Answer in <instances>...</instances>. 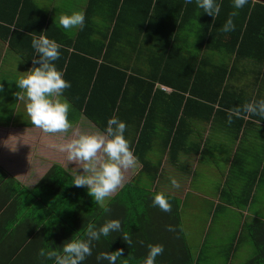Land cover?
I'll list each match as a JSON object with an SVG mask.
<instances>
[{
	"label": "crops",
	"instance_id": "0c3cea01",
	"mask_svg": "<svg viewBox=\"0 0 264 264\" xmlns=\"http://www.w3.org/2000/svg\"><path fill=\"white\" fill-rule=\"evenodd\" d=\"M16 1L0 0V26L3 25L0 27V87L3 89L0 91V168L6 173L3 182L14 178L12 182L15 184L32 189L54 164H59L72 176L76 171L82 174V167L76 162L68 161L66 153L51 145L67 143L76 138L77 134L104 131L98 123L107 124L106 120L112 116H117L126 123V135L138 136L145 124L144 117L141 118L145 101L155 96L145 112L155 117V150L149 158L155 168H160L154 185L141 174L142 164L137 159L134 168L124 171L122 185L100 204L104 205L121 196L123 187L131 182L138 183L145 179L143 184L152 183L150 186L155 189V193L166 192L170 198L180 199L181 215L184 212L187 216H194L207 209L209 216L214 211H220L222 215L235 214L240 220L239 233L248 217L264 220V118L243 111L238 116L235 114L237 109L242 110L248 96L259 94L264 97V64L256 66L255 62L248 59L236 61L235 55L231 57L222 50L214 52L201 47L205 36L197 24H192L195 23L194 20L183 29L178 28V37L174 34L170 45L175 44L183 54H178L173 59L172 67L168 71L169 78L173 82L178 77L182 80L186 78L184 65L181 66V63L192 57L189 56L191 53L201 58L207 55L209 59L203 67L209 70L206 79H209L210 84L204 85L201 90L206 96L213 98L208 102L214 107L211 118H208L206 111L197 108L198 104L190 103L185 107L189 115L182 117L183 109L178 112L176 106L182 102L183 97L185 99L181 108L187 104L186 98L191 96L190 87L184 90L178 87L179 83L171 86L159 80L163 67L158 70V58L166 47L156 43V33L149 37L144 33L140 34L136 42L138 33L129 27L118 34L120 39H124L123 43L107 47L112 28L111 17L105 10H96L98 13H94L86 33H82L80 28L66 31L55 21L61 13L82 11L85 14L90 0H70L75 8L62 5L61 0H34L49 20L61 30L55 26H51L49 30L46 24L42 27L43 14L37 10L28 12L25 6L21 7L25 8L21 14L16 15ZM98 1L96 0L95 5L102 2L107 4V0ZM138 4L139 0H130L129 9L137 10ZM129 22H134L135 25L132 26L135 28L139 27L138 14L129 15L126 23ZM4 26L11 31L9 34L5 30L6 38L2 37L5 34ZM41 31H45L44 35L55 40L67 51L78 52L76 56L65 57L64 51L60 49V58L55 62L64 77L66 64L61 67L62 61L70 60L74 63L69 78L71 92L73 89L81 95V89L86 84V74L90 72L88 69L93 66L92 60L98 62L97 85L93 97L87 101L88 110L93 117L63 96L71 105L68 118L72 127L65 133L47 134L33 126L26 112V102L19 100L16 95L19 89L15 81L24 72L38 66L32 62L36 53L31 41L33 36L41 35ZM129 35L135 39L133 44L126 42ZM196 39L198 42L195 43ZM103 42L105 47L101 50ZM170 50L171 47L167 49ZM32 51L33 57L30 60ZM184 62L187 67V62ZM225 67L229 76L223 80ZM153 73L158 75L155 80ZM125 75L122 89H126L128 96L115 104L108 93L120 86ZM150 82L154 83V88L147 94ZM226 84L231 88V93L224 102L233 106L227 111L235 114L232 115L230 124V113L218 111L219 100ZM139 119L141 123H138ZM171 133L178 139V147H173L176 153L174 161L170 158V147L167 152L164 150L165 139ZM171 178L180 183L179 189L171 186ZM1 188L0 181V264H54L53 260L42 257L40 253L42 250L47 252L60 248L57 246L58 240L51 243L47 233H39L38 229L30 238L38 235L40 239L24 241L26 228L24 225H17L16 208H1ZM85 189L88 191L86 186ZM24 247H28V250ZM203 247L202 242L201 249ZM23 250L25 255L17 256Z\"/></svg>",
	"mask_w": 264,
	"mask_h": 264
},
{
	"label": "trees",
	"instance_id": "16d2710c",
	"mask_svg": "<svg viewBox=\"0 0 264 264\" xmlns=\"http://www.w3.org/2000/svg\"><path fill=\"white\" fill-rule=\"evenodd\" d=\"M101 2V0H99ZM98 1V3H99ZM15 6L16 15H20L22 6L27 7L25 10L28 12L39 11L43 14V24L49 28L57 27L48 16L44 14L34 0H17ZM96 0H90L89 7L85 11V25L81 30L82 33H86L88 30V23L94 16V13H98L101 8L102 11H106V14L111 17V36L108 39L107 47L114 45L115 43H123L124 39H120L118 34L123 33L127 28L132 27L134 32H137V39L140 34L147 37L153 33L157 34L155 37L156 43L162 44L165 48L164 52L158 58L159 68L163 67L162 76L159 78L161 82L173 86L175 83H179L178 87L188 90L190 87V97L186 98L184 107L181 108L184 102L176 106V110L181 112L183 109L182 117L189 115L187 113V107L190 103L198 104L197 107L200 110L208 113V118H211L214 107L208 102L213 100L201 90L204 85H209V79H206L209 70L204 69L205 63L208 62L209 57L204 55L202 58L191 53L192 56L187 60H183L181 66L184 68V75L186 78L182 80L180 77L176 82H173L169 76V69L172 67V62L178 54H183L176 45H170V40L175 34L178 37V28L183 29L186 24H191L194 20L197 24L200 32L205 36L201 47H205L209 51L222 50L229 54V56L235 55L236 61L241 59H248L250 62H255L256 66L264 64V0H248L247 4L242 9H234L232 0H217L220 4L221 10L219 15L214 18L207 13H203L202 9L196 6L195 0L191 4H185L184 0H139L138 9L133 11L129 9L130 0H107V4H97ZM95 5V6H94ZM236 11L238 15L232 17L235 28L233 31L224 32L223 25L229 18L230 14ZM155 13L152 15L151 13ZM138 14V25L135 28L134 22L126 23L129 15ZM167 17V18H163ZM131 23V24H130ZM3 26V25H1ZM0 26V27H1ZM155 27V28H154ZM61 30L59 27H57ZM152 28V29H151ZM10 34L11 31L7 27H3ZM151 29V31H150ZM156 29V30H154ZM45 33V31H41ZM146 33V34H145ZM0 34H2L0 32ZM221 34V36H218ZM6 38V32L2 35ZM219 38V39H218ZM59 41L60 38H57ZM146 41V39H145ZM169 41V42H168ZM126 42L133 44L135 39L132 35L126 39ZM165 43V44H164ZM105 47L103 42L101 50ZM171 47L172 50L167 51ZM175 50H174V49ZM64 51L65 57L76 56L78 52H69L64 48H60ZM250 49H254L252 52ZM79 56V55H78ZM33 57V51L30 53V60ZM211 57V56H210ZM87 60L86 58H84ZM28 60V59H27ZM66 61V60H65ZM61 63V67L66 64L65 79L69 81L71 71L74 63L70 60ZM83 61V60H82ZM93 61L86 74V86L83 85L81 89V95L71 88L64 91L63 96L71 101L75 106L84 110V112L93 117L88 110L87 101L93 97L95 87L97 85V66L98 62ZM187 62V67L185 62ZM203 61V64H202ZM84 62V61H83ZM158 75L153 73V79ZM229 76V71L225 67L223 80ZM83 77V76H82ZM126 75L117 88L108 93L113 103H117L119 100L126 99L128 94L126 89L123 91ZM170 79V80H169ZM144 83H147L146 81ZM209 83V84H208ZM185 84V85H183ZM149 94L153 88L154 83L150 82ZM162 92V91H161ZM218 92V97H219ZM231 93V88L225 85L222 96L220 97V108L218 111H226L231 115L234 113L227 111L228 108H233L229 104H226L224 100L227 95ZM75 94V95H74ZM123 96V97H122ZM151 97V95L149 96ZM264 99L262 95H250L246 102H257ZM155 100L153 98L147 99L144 104V117L145 124L143 130L138 136L126 135V139L130 143L131 150L135 157L142 164L141 174L145 175V179L151 181L154 185L160 166H156L149 158L152 151L155 150V117L150 114H146L149 102ZM215 100V99H214ZM185 108V109H184ZM226 108V109H225ZM177 119V118H176ZM182 119V118H181ZM180 119V120H181ZM242 119V118H241ZM96 122V119H93ZM185 120V118L183 119ZM243 120V119H242ZM107 121V120H106ZM107 123V122H106ZM141 123V119L138 120ZM102 129H106L107 124L102 122L98 123ZM164 150L167 152L170 147L172 161L176 159V153H174L173 147H178V139L175 136L166 137ZM0 181H1V208L6 210L16 208V222L17 225H24L25 237L24 241L28 239H40L38 235L30 238L31 234H34L39 229V233H47L51 243L58 240V247H62L63 244L72 238H83L86 232L87 226L95 224L100 226L108 220L119 219L122 223V233L116 232L110 234L109 237H101L99 241H94L92 246V255L87 257L84 264H97L96 256L101 252H114L119 249H123V256L119 259L118 264H143V258L147 256L149 244L163 245L164 252L156 258V264H197L194 261L191 248L188 241L185 238L182 229L181 219V201L178 198H170L169 195L164 192L169 199L171 205V211L164 212L159 207L152 206V197L155 194V189L150 186L151 184L143 182L145 179H141L138 183L131 182L123 187L121 190L122 198L112 199L107 206L97 204L93 197L88 194L85 187H76L72 185L73 176L59 164H54L47 174L40 180V182L32 189L24 188L18 183H14V178H10L9 181L3 182L6 179V173L0 168ZM12 182V183H11ZM9 183V184H8ZM11 183V184H10ZM24 190L26 192H24ZM28 192V193H27ZM158 193V192H156ZM121 197V198H120ZM6 213V211H5ZM169 226L174 230L169 231ZM28 230V231H27ZM18 232V231H17ZM23 234V233H22ZM122 234H126L131 238V246L125 242ZM246 239H250L255 251L252 256L242 264H264V220L254 219L250 222H245L243 227L237 236L236 243L243 242ZM34 241V240H33ZM233 247H236L233 244ZM60 248H56L57 251ZM28 250V247H24ZM202 250L199 253L197 261L201 258ZM25 255L19 253L17 256L22 257ZM107 264V262H103Z\"/></svg>",
	"mask_w": 264,
	"mask_h": 264
},
{
	"label": "clouds",
	"instance_id": "9594fccd",
	"mask_svg": "<svg viewBox=\"0 0 264 264\" xmlns=\"http://www.w3.org/2000/svg\"><path fill=\"white\" fill-rule=\"evenodd\" d=\"M193 0H184L191 4ZM196 6L216 18L221 10L217 0H195ZM248 0H232L234 9H242ZM238 15L233 11L223 25L224 32L233 31L235 25L232 17ZM55 21L64 30L75 28L83 29L85 15L82 11H73L70 14L61 13ZM31 46L36 55L33 57V65H38L24 72L15 81L19 91L16 93L19 100L26 102V112L31 124L47 134L65 133L72 124L69 120L71 105L63 98V93L71 87V82L64 78V73L56 66L60 58L61 45L46 35L33 36ZM0 87V91H2ZM243 111L264 118V99L250 102L237 109L236 115ZM229 124L232 115H229ZM127 125L117 116L107 120L104 131L95 133L77 134L76 138L67 143L53 144L51 147L67 154L70 162H76L84 169L82 174L77 171L73 174L72 185L87 187L88 194L99 204L114 193L123 183L124 171L136 166L137 158L131 150L130 143L125 137ZM171 186L179 189L180 183L171 178ZM152 206L159 207L164 212L171 211L169 198L164 192L155 193L152 197ZM174 230L169 226V231ZM122 233V223L119 219H111L100 226L89 224L83 238H72L66 241L59 251H41L40 255L54 264H84L87 257L92 255L94 241L101 237H109L110 234ZM123 239L131 246V238L122 234ZM147 256L143 258V264H156V258L164 252L163 245L149 244ZM123 256V249L114 252H101L96 256L97 264H118Z\"/></svg>",
	"mask_w": 264,
	"mask_h": 264
},
{
	"label": "rangeland",
	"instance_id": "374dc122",
	"mask_svg": "<svg viewBox=\"0 0 264 264\" xmlns=\"http://www.w3.org/2000/svg\"><path fill=\"white\" fill-rule=\"evenodd\" d=\"M61 3L75 8L70 0H61ZM195 36L200 35L195 34ZM194 42H198V39ZM107 204L108 202L104 206ZM212 214L209 216L207 209L194 216H187L184 212L181 215L182 229L194 261L198 262L197 264H242L252 256L255 249L250 239L235 244L241 227L239 216L222 215L220 211H214ZM252 220L254 218L248 217L246 222ZM202 242L203 249H201ZM233 244L236 247H233ZM201 250L203 251L201 258L197 261Z\"/></svg>",
	"mask_w": 264,
	"mask_h": 264
}]
</instances>
